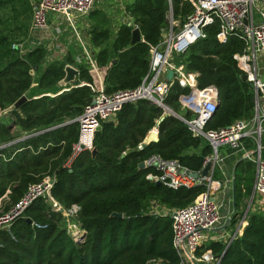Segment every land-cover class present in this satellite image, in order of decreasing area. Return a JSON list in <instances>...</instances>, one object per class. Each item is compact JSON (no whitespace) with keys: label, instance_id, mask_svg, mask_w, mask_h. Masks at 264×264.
<instances>
[{"label":"trees","instance_id":"1","mask_svg":"<svg viewBox=\"0 0 264 264\" xmlns=\"http://www.w3.org/2000/svg\"><path fill=\"white\" fill-rule=\"evenodd\" d=\"M172 6L175 18L184 19L193 10L190 3L182 0H172ZM169 8L168 0H138L131 13L145 42L132 45L133 29L125 26L112 49L97 54L107 93L133 90L141 85L149 72L150 46L160 43L168 26ZM31 21V1L0 0V109H8L24 95L29 99L10 112V123L2 121L0 145L16 139L13 124L23 132L38 133L19 144L20 151L16 154L1 151L7 160L0 165V197L10 188L11 201L16 204L30 184L40 182L46 173L55 174L52 195L66 209L75 204L80 207L76 221L85 234L82 240H75L63 215L51 212L47 200L40 198L8 230H0V264H149L159 260L163 264H180L173 246V220L169 215L156 214L154 205L167 209L186 207L204 188L173 190L163 184L158 186L147 179L156 170L141 169L140 164L159 155L167 160H179L184 167L199 172L213 153L212 147L206 140L194 138L181 120L167 116L159 126V141L138 150L164 115L163 108L157 104L141 100L126 105L118 115L117 124H102L94 141L96 155L84 152L70 169L63 168L80 130L78 123L67 122L82 114L94 93L91 87L82 86L56 97L34 99L35 91L30 90L35 82L34 74L39 73L44 62L45 50L37 48L22 57L12 49L16 34L26 30V35ZM206 33L207 37L194 44L182 61L189 72L199 74L201 88L217 87L218 109L206 130H218L251 118L255 113V95L252 85L242 80L243 72L234 59L243 52L244 42L234 36L226 41L219 39L218 25L207 28ZM94 34L93 41L98 44L109 37L107 32ZM66 64H49L39 77L38 88L56 89L57 93ZM79 77L81 81L96 84L95 75L84 67L80 68ZM186 93L187 89L175 84L165 104L180 113L179 97ZM255 174L251 162L240 161L236 166L237 211L231 228L245 215ZM113 213H121L123 218L112 217ZM246 222L242 234L226 252V244L211 241L199 254L210 251L221 258L225 253L219 264H264V213L249 212ZM33 223L42 228L33 227Z\"/></svg>","mask_w":264,"mask_h":264},{"label":"built area","instance_id":"2","mask_svg":"<svg viewBox=\"0 0 264 264\" xmlns=\"http://www.w3.org/2000/svg\"><path fill=\"white\" fill-rule=\"evenodd\" d=\"M97 0H38L32 4V21L30 33L32 41L27 43H14L12 49L18 51L22 57L32 53L37 48H44L42 40L35 38L39 33L47 31L50 27L49 16L57 15L66 21L74 23L75 17H86L92 11ZM193 6V11L183 22H172L168 32L162 35V40L156 46H150V71L142 84L133 90H119L107 93L100 69L97 67L93 53L86 46V67L91 68L97 75L99 86L87 84L94 95L91 102L83 109L82 114L67 123L79 124V137L72 146L71 155L63 164V168L70 169L75 160L84 152H92L95 136L102 124L109 122L128 104L141 100H148L165 106L166 99L175 84L182 88H190L188 94L181 95L180 102L183 108L193 114V118L184 120L187 128L194 138L205 139L213 149V153L205 159L204 168L212 164L207 177L201 172L198 178L193 177L194 171L184 167L178 160H167L159 155H154L145 161L146 168L156 170V174H149L147 179L173 190L181 188L193 189L203 187L204 191L188 206L183 208L167 209L162 205H154L156 214L169 215L173 220V246L180 264H219L221 258L214 256L210 251L199 254V251L208 241H218L227 247L242 234L245 228L246 216L231 228L236 211L230 210L223 213L225 203L220 199L224 189V182L214 178L216 168L221 158V149L231 147L243 148L247 151L244 158L253 161L256 165V179L253 197H260L259 207L264 212V81L259 78L256 65L259 56L264 53V0H184ZM218 25V38L226 41L234 36L241 39L245 48L242 53L234 56L238 67L247 76L255 91L256 108L255 117L249 121H237L218 130H206L208 123L214 117L219 105V91L215 86L199 87V74L189 73L183 65L177 66L173 59L183 56L198 41L207 37L206 29ZM178 27L177 31H174ZM139 29V26L136 25ZM53 55V54H50ZM169 70L174 72L173 79L167 80ZM71 86L62 89L56 94L46 96L56 97L70 91ZM35 97V99L40 98ZM14 105L8 109H0V126L4 117L9 114ZM43 132V131H42ZM39 132V133H42ZM25 137L30 138L33 135ZM252 139L256 147L249 151L243 147L244 141ZM9 145H0V165L6 161L2 150ZM56 183L55 175H47L40 182L29 185L22 198L13 204L5 213L1 209L2 201L10 194L8 191L0 197V230L9 229L25 211L38 199H46L51 212L63 215L69 233L75 240L83 239L85 231L81 228L76 218L80 212L78 205L66 209L52 195ZM255 205V202L253 206ZM33 227L42 228L33 223ZM225 227L234 229L224 232ZM226 228V229H227ZM217 233H220L217 235ZM149 264H163L161 260Z\"/></svg>","mask_w":264,"mask_h":264},{"label":"crops","instance_id":"3","mask_svg":"<svg viewBox=\"0 0 264 264\" xmlns=\"http://www.w3.org/2000/svg\"><path fill=\"white\" fill-rule=\"evenodd\" d=\"M36 1H38V0H32L31 3L34 4V3H36ZM137 1L138 0H97L94 4L92 11L89 13V15L86 17H75V20L73 21L74 23L66 21L63 17L50 14V16H49V24H50L49 29L43 33H39L38 36H36L35 38L42 40L47 48L53 50V52L49 53V51L44 49L46 51L45 54L48 55L47 57H56V58H63V57L66 58L67 57L69 60H71V61L67 62L66 65H72L73 67H75L78 70V84L75 86L82 87V86H88L87 84H90V83H87L85 81L80 80L79 76H80V68L81 67L88 69L91 73H93L95 75V77H96L95 86H99L98 85L99 81H98L97 75L91 71L92 70L91 68L86 67V63H85L86 59L85 58L83 59L86 52L84 51L83 46H86V48L89 51H91V53H93L95 62L97 64V60H96L97 54L101 50H105L107 48L110 50L112 49V46L114 43L113 41H115L119 37V34H120L121 29L123 27L126 26V27L133 29V30L137 29L136 28V25H138L137 21H136L134 15L131 13V8L133 7V5ZM168 2H169V6H170L169 11L167 13L168 24H171L172 22H183L186 18H184V19L181 17L175 18L173 6H172V0H168ZM182 2L190 3V2L184 1V0H182ZM139 30H140V28H139ZM165 30H166V28L162 32V35L165 33ZM99 32H107L109 35L108 40H104V42L100 43V44L95 43L93 41V36L95 35L94 33H99ZM162 35H161V40H162ZM141 37H142L141 41L145 42V40L142 36V33H141ZM107 41H109V44H107ZM50 54H53V55H50ZM56 58L52 59V61H54ZM52 61H50V62H52ZM173 63H175L177 66L183 65L186 68L187 72H189L185 63L182 61V56L174 58ZM260 63H264V53H262L259 56V58L257 59V62H256V65L258 67L259 78L262 81H264L261 78V76L264 74V67L261 68ZM97 67H98V65H97ZM149 71H150V63H149ZM100 73L102 76V82H103L104 88L106 90V86H105V83L103 80L102 72L100 71ZM189 73H192V72H189ZM34 76H35V74H34ZM146 76L144 77V79L146 78ZM144 79H143V81H144ZM247 82H248V80H247ZM34 85H36V83H34ZM74 88H77V87H74ZM180 88L181 89H187L188 93L191 91V89L189 87L188 88H182L180 86ZM253 91H254V88H253ZM188 93H186V94H188ZM182 95H184V94H182ZM254 95H255V91H254ZM35 97H39V96H35ZM35 97H34V99H35ZM41 97H43V96H41ZM180 97H179V102H180ZM150 102H152V101H150ZM152 103H154V102H152ZM134 104H136V103H134ZM155 104H157V103H155ZM159 107L163 108V110H164L163 116H165V117L174 116V117L178 118L179 120H181L184 124H185V121H184L185 119L189 120V119L193 118V114L191 112H189L187 109L183 108L181 102H180V113L174 111L172 108H170L166 104H165V106H159ZM255 108H256V98H255ZM167 110H169V111H167ZM119 113L115 117H113V119L111 121L106 122V123L117 124ZM9 114H7V115H9ZM188 114H189V116L187 117ZM255 114H256V112L254 113V115L251 118L243 119V120L249 121L255 117ZM5 117H4V119H5ZM239 121H242V120H239ZM157 123H158V121H157ZM157 123H156V126H157ZM156 126L152 130H150V132L155 131ZM13 128L14 129H13L12 133L14 135L18 134L17 136H20L22 130L19 127H15L14 124H13ZM156 131L159 133V130H156ZM150 132L148 133V135L150 134ZM148 135H147V137H148ZM25 139H26L25 137L24 138H22V137L17 138L16 137V139L13 142L3 144V145H9L8 147H6L4 149V151L7 150L9 152H14V154H16L17 152L20 151V149H18V147H21V146H19V144H21ZM196 139H198V138H196ZM144 141H143V143H144ZM143 143H141L138 146V150H142L144 148L142 146ZM243 147H245L249 152V151H253L255 149L256 144L252 139H247L244 141ZM246 153H247V151L243 148L233 149L231 147L226 146V147H223L221 149L222 161H219V163H218L217 168L219 169V173L217 174L215 171L214 178L218 179V180L225 179V181H223L224 182V189L220 193V199H222L223 203H225V198L228 196L230 191L232 192V196H233L232 201H229L227 204L225 203V207L223 209L224 214H226L230 210L237 211L235 209V204H234L235 169H236L237 164L240 161H247V162L253 163V161H250V160H247L244 158ZM4 156L6 158V154H4ZM253 164L255 165V163H253ZM203 169H204V166H203L201 171H203ZM255 170L257 171L256 165H255ZM49 173H46L45 176L52 175V173H50V174ZM53 175H55V174H53ZM218 175H220V179L216 178ZM255 179H256V174H255ZM254 184H255V180H254ZM231 188H232V190H230ZM8 191L11 192V189L8 188V190H6L4 195ZM253 192H254V190H253ZM252 197H253V193H252ZM257 200H259V199H257ZM257 200L254 201L255 202L254 206L250 205L249 212L251 210L252 213H260V212L264 213L263 211H261L262 209L259 207L260 204ZM248 207L249 206H247V209H248ZM246 211H245V214H246ZM226 228L227 227H225V229H223V230H225L224 232H226V234L228 232H231V230L234 231V229H231L230 227L227 229Z\"/></svg>","mask_w":264,"mask_h":264},{"label":"water","instance_id":"4","mask_svg":"<svg viewBox=\"0 0 264 264\" xmlns=\"http://www.w3.org/2000/svg\"><path fill=\"white\" fill-rule=\"evenodd\" d=\"M141 40H142L141 31L139 29L133 30L131 44L132 45H135L136 43L140 42ZM113 62L115 63L116 60H114ZM173 76H174V72L172 70H169L166 78H167L168 81H171L173 79ZM242 80L244 82H247V80H248L247 79V76L246 75H243L242 76ZM77 84H78V70L75 67H73L72 65H66V67H65V76H64V78L61 81H59V83L57 85V88L60 91L62 89L69 88V86L71 87V86H74V85H77ZM28 100H29L28 97L24 95L23 97H21L14 104V108L15 109H19ZM167 111H169V110H167ZM164 119H165V116H163L158 121L157 126H156V130H159V126L164 121ZM100 130H101V127L98 129V131H100ZM156 130L150 132V134L148 135V137L145 139L144 143L142 144L143 147H146L147 145H149V144H151L153 142H158L159 141V133ZM92 154L93 155H96L97 154V149L96 148L93 149ZM211 167H212V164L206 165V167L201 172V175L203 177H207L208 174H209V171H210ZM140 168L141 169H145L146 168L145 162H143V163L140 164ZM193 177L194 178H198L199 177V173H197V172L196 173H193ZM151 180L152 179H150V181ZM155 183L158 186L161 185L160 182H155ZM249 208H250V206L248 207L245 215H247L249 213ZM112 217H115V218H118V219H122L123 218V214H121V213H113L112 214ZM31 222H32L31 219H28V223L31 224ZM228 247L226 248L225 252L227 251ZM224 254H223V256H224Z\"/></svg>","mask_w":264,"mask_h":264},{"label":"rangeland","instance_id":"5","mask_svg":"<svg viewBox=\"0 0 264 264\" xmlns=\"http://www.w3.org/2000/svg\"><path fill=\"white\" fill-rule=\"evenodd\" d=\"M29 1H32V0H29ZM33 4V3H32ZM191 4V3H190ZM192 5V4H191ZM193 7V6H192ZM31 25V24H30ZM14 27H16V26H14ZM170 27H171V24H168V26L166 27V30H165V33L166 32H168L169 31V29H170ZM178 30V27H176L175 29H174V31H177ZM26 31V30H25ZM25 31H23L22 30V33L23 34H19V33H17L16 34V37H15V39H14V42H13V44L14 43H23V42H27V43H29L30 41H32V34L30 33V27H29V31L27 32V34L25 35ZM116 41V40H115ZM115 41H113L114 43H115ZM107 44H109V41H107ZM44 49V48H43ZM46 52V51H45ZM48 55L47 54H45L44 56H43V61L44 62H42V64L39 66V73H35V76H34V78H35V82L34 83H36V85H34V83H33V85H32V87H31V90L30 91H32V93H33V95H34V97L35 96H38V95H40V96H46L47 94H50V95H53V94H55L56 92H55V90L56 89H51V90H41L40 88H38L39 87V77H40V75H41V73L44 71V69L47 67V66H49V64H52V63H67V62H69V61H71V60H69L67 57L66 58H56V57H47ZM54 58H56L54 61H52V59H54ZM50 61H52V62H50ZM260 67L262 68V67H264V63H260ZM38 68V67H37ZM36 68V69H37ZM261 78L264 80V74L261 76ZM70 87V86H69ZM44 92H48L47 94L46 93H44ZM33 98V97H32ZM10 115V114H9ZM9 115H7L6 117H5V119H4V122H6V123H10V120H11V115L9 116ZM30 132H23V131H21V135L20 136H17L18 134H15V136H17V138H20V137H22V138H24V137H27V136H30ZM216 173L218 174L219 173V169L217 168L216 169ZM216 178H219L220 179V175H218ZM222 181H225V179H223ZM29 187V186H28ZM28 189V188H27ZM230 190H232V188L230 189ZM27 191V190H26ZM26 191H25V193H26ZM11 195H12V192H10V194H8V196L2 201V204H1V209H3V212H1V213H5V212H7V211H9L10 210V208L12 207V205L14 204L12 201H11ZM232 198H233V196H232V192L230 191V193L228 194V196L225 198V203L227 204L229 201H232ZM260 197L257 195V197H256V200L257 199H259ZM254 201H255V199L254 198H252V196L247 200V204H248V206H252L253 205V203H254ZM247 210V209H246ZM245 210V211H246ZM250 212H251V210H250ZM218 234H220V233H217V235ZM208 242H210V241H208ZM208 242H206L205 244H207Z\"/></svg>","mask_w":264,"mask_h":264}]
</instances>
